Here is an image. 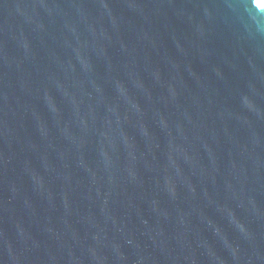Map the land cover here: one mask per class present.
Here are the masks:
<instances>
[{"label": "water", "instance_id": "1", "mask_svg": "<svg viewBox=\"0 0 264 264\" xmlns=\"http://www.w3.org/2000/svg\"><path fill=\"white\" fill-rule=\"evenodd\" d=\"M0 264H264V0H0Z\"/></svg>", "mask_w": 264, "mask_h": 264}]
</instances>
